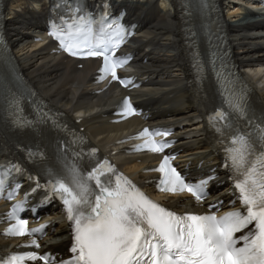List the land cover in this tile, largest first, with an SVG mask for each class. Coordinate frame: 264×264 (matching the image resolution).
<instances>
[{
  "label": "snow or ice",
  "instance_id": "snow-or-ice-1",
  "mask_svg": "<svg viewBox=\"0 0 264 264\" xmlns=\"http://www.w3.org/2000/svg\"><path fill=\"white\" fill-rule=\"evenodd\" d=\"M101 7L103 12L98 22L102 25L110 5L105 0ZM124 33L125 29L119 27L114 37L106 39L103 26L99 35H94L89 26L83 33L84 47L77 41L65 42L62 34L56 31L52 34L73 56L102 57V71L119 80L117 69L126 60L117 59L113 51L123 43ZM234 110L240 116L247 113L242 101L235 104ZM123 112H134L130 99L123 106ZM163 134L168 135L167 132ZM145 143L157 153H163L168 147L167 143L153 140ZM232 144L235 147L226 149L225 167L230 161L238 173L235 187L244 210L219 217L215 213L177 214L148 198L107 161L84 172L78 160L69 163L61 155L58 157L62 162L59 170L42 169L45 184L29 175L28 178L35 182L31 194L46 191L44 199L58 198L72 223L71 255L60 264H264V128L257 125L253 132L238 131ZM257 146L260 151L253 158ZM171 160V156H164L159 166L158 171L163 174L159 182L161 190L187 191L197 201L205 198L207 184L213 177L197 183L186 182L171 165ZM4 190L5 180L0 178V193ZM23 203L13 207L14 216ZM17 221L15 234H29L28 220L17 217ZM237 233L241 235L237 237ZM240 241H243L242 246H238ZM31 244L39 248L36 240ZM25 260L54 264L52 254L37 252L13 254L8 264H24Z\"/></svg>",
  "mask_w": 264,
  "mask_h": 264
},
{
  "label": "bare ground",
  "instance_id": "bare-ground-1",
  "mask_svg": "<svg viewBox=\"0 0 264 264\" xmlns=\"http://www.w3.org/2000/svg\"><path fill=\"white\" fill-rule=\"evenodd\" d=\"M116 1L129 6L133 18L142 25V32L129 50L137 52L135 73L144 84L136 90L135 97L152 114L149 121H162L176 127V136L180 138L178 145L183 148V162H191L195 170L199 163H202V170L218 166L219 172L216 138L206 127L201 128L195 123L206 117L208 106L198 84L192 50L187 42L186 16L182 13L184 0H173L172 8L167 7L164 0L161 4L157 0ZM224 1L196 0L197 18L206 34L208 24L218 15L213 12L214 5H222ZM202 5L210 7L200 8ZM1 6L6 13L3 20L5 35L15 49L13 57L9 56L11 63L7 66L0 64V106L7 94V81L17 70L68 118L76 120L81 117V125L87 127L91 139L100 142L104 148L144 125L138 118L120 125L110 123L113 118L110 107L119 99V92L114 84H110L98 93L106 84L96 86L92 83L93 73L99 66L97 61H85L83 68H78L73 60L51 54L48 46L30 43L31 35L41 30L39 22L49 7L47 0H1ZM219 17L234 58L252 86L256 99L264 107V38H258L260 31H256L260 24L240 13ZM216 27L217 24L213 25V30ZM209 87L215 88L211 80ZM124 93L122 91L121 95ZM13 149L4 133L0 132V159ZM139 159L125 157L122 164L136 179L144 182L152 176L143 173V168L151 166L155 157H144L141 162ZM219 196L227 198L229 194L225 191ZM179 201L188 204L186 197L173 199V203ZM2 206L0 203V212L4 210ZM53 214L57 215V212ZM68 236L66 225L53 230L50 237L54 241L52 249L65 248ZM2 244L6 243L0 240Z\"/></svg>",
  "mask_w": 264,
  "mask_h": 264
},
{
  "label": "rangeland",
  "instance_id": "rangeland-1",
  "mask_svg": "<svg viewBox=\"0 0 264 264\" xmlns=\"http://www.w3.org/2000/svg\"><path fill=\"white\" fill-rule=\"evenodd\" d=\"M228 8L225 9V12L228 13ZM235 10V9H234ZM231 13H233L234 11H230Z\"/></svg>",
  "mask_w": 264,
  "mask_h": 264
}]
</instances>
